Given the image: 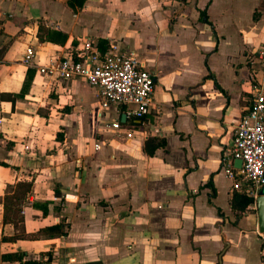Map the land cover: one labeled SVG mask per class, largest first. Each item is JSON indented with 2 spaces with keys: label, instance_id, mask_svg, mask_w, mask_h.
I'll use <instances>...</instances> for the list:
<instances>
[{
  "label": "crops",
  "instance_id": "obj_1",
  "mask_svg": "<svg viewBox=\"0 0 264 264\" xmlns=\"http://www.w3.org/2000/svg\"><path fill=\"white\" fill-rule=\"evenodd\" d=\"M234 3L248 8L249 27ZM263 3L86 0L74 12L68 0H0V264L47 251L51 264H263L255 202L232 210L222 163L263 66ZM40 21L53 39L38 38ZM85 38L116 41L153 73L145 118L101 109L79 78L49 80L22 62L28 45L44 64ZM117 120L131 138L106 127ZM149 137L165 140L150 156ZM19 181L32 182L20 212L27 236L11 241L3 201ZM60 222L63 237L47 230Z\"/></svg>",
  "mask_w": 264,
  "mask_h": 264
},
{
  "label": "built area",
  "instance_id": "obj_2",
  "mask_svg": "<svg viewBox=\"0 0 264 264\" xmlns=\"http://www.w3.org/2000/svg\"><path fill=\"white\" fill-rule=\"evenodd\" d=\"M263 66L254 75L252 103L234 127L232 146L225 152L222 163L232 190L244 189L256 200L264 186V49L258 51ZM35 51L31 45L25 48L22 62L34 67L46 78L53 81H67L79 78L96 89L101 109L108 106L124 108L128 120L143 119L150 112L155 79L145 69L133 50L121 51L116 41L111 40L104 52L92 38L83 39L76 47L65 52L60 58H49L44 64L35 62ZM116 133L131 138L133 131L123 130L119 120L106 124ZM156 132L158 129L155 130ZM100 148L99 144L95 145ZM241 160L240 167L234 160ZM261 255L264 264V233Z\"/></svg>",
  "mask_w": 264,
  "mask_h": 264
},
{
  "label": "trees",
  "instance_id": "obj_3",
  "mask_svg": "<svg viewBox=\"0 0 264 264\" xmlns=\"http://www.w3.org/2000/svg\"><path fill=\"white\" fill-rule=\"evenodd\" d=\"M86 0H68V5L70 8L75 12L78 9H80ZM184 1V0H183ZM200 20L203 22H208V17L206 13V9L200 10ZM258 17V11H254L253 13V20H256ZM46 24V23H45ZM44 24L43 21H40L39 26V32H38V38L41 41H46L49 39H53L51 35L52 30H49V28ZM51 34V35H50ZM63 40L66 38L65 33H59ZM99 48L101 52H104L107 49V44L104 43V41H99ZM165 140L163 138H160L159 140H156V138L149 137L144 143V152L147 155H153L155 150L159 147H164ZM32 187L31 181H19L14 186H10L7 188H10V193H6L4 197V221H8L13 223L16 233L9 237L8 239L13 241L20 237H26L27 235L23 232L19 233V229H22V223H23V216L20 214L22 204L24 203L25 197L30 194ZM254 204V199L248 195L247 191H245L243 188L239 190H233L232 197L230 200V206L232 210L238 211V212H244L247 210V208ZM66 224H63V222H60L57 225L48 227L47 230L50 233L56 234L58 237H63L67 235L66 230ZM42 258L40 260H24L23 255L18 252L14 253H8L2 255V259L5 261H20L21 264H51L52 261V251H47L45 253H42ZM45 258V259H44Z\"/></svg>",
  "mask_w": 264,
  "mask_h": 264
},
{
  "label": "rangeland",
  "instance_id": "obj_4",
  "mask_svg": "<svg viewBox=\"0 0 264 264\" xmlns=\"http://www.w3.org/2000/svg\"><path fill=\"white\" fill-rule=\"evenodd\" d=\"M243 7H242V6ZM262 7L264 8V3L262 4ZM232 11L234 14L236 15H240L242 18H243V27H249V24L250 22H252L251 20V15L249 13V10L248 8L245 6V4H233L232 6ZM249 17V18H248ZM245 18H248V21L245 19ZM242 41L240 40L239 37H237L235 34L231 37V40H230V44L232 45L231 46V50L233 52H237V49H238V46L241 45ZM258 48V47H257ZM252 51V50H251Z\"/></svg>",
  "mask_w": 264,
  "mask_h": 264
},
{
  "label": "water",
  "instance_id": "obj_5",
  "mask_svg": "<svg viewBox=\"0 0 264 264\" xmlns=\"http://www.w3.org/2000/svg\"><path fill=\"white\" fill-rule=\"evenodd\" d=\"M240 165H241V160L239 159L234 160L235 167H240ZM255 205L257 210L258 230L260 233H264V186H262L258 192V195L255 200Z\"/></svg>",
  "mask_w": 264,
  "mask_h": 264
}]
</instances>
